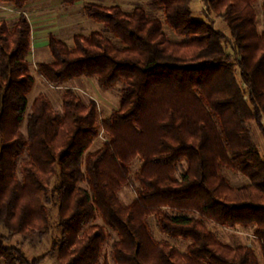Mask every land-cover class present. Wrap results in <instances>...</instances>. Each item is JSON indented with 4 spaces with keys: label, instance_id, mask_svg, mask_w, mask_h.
<instances>
[{
    "label": "trees",
    "instance_id": "16d2710c",
    "mask_svg": "<svg viewBox=\"0 0 264 264\" xmlns=\"http://www.w3.org/2000/svg\"><path fill=\"white\" fill-rule=\"evenodd\" d=\"M191 1L147 0L163 9L180 40L168 38L162 22L140 6L126 12L93 1L83 13L101 30L74 35L71 46L49 34L51 60L38 64L49 84L87 77L105 89L120 86L119 107L100 120L96 102L85 103L71 88L62 93L60 112L43 94L26 111L34 85L26 58L30 23L23 13L12 26L0 19V229L7 232L0 233V264L43 260L46 254L28 258L8 240L48 233V206L58 213L60 236L49 252L56 249L60 264H98L105 227L117 235L114 264H260L251 247L222 244L204 224L253 226L264 256V155L247 126L256 124L264 136L259 0H203L228 35L195 18ZM0 2L20 8L27 0ZM100 130L109 139L90 151ZM135 158L142 162L136 199L124 206L116 192ZM222 167L249 182L231 186ZM149 216L161 233L189 239L186 251L156 241ZM96 217L102 224L92 223Z\"/></svg>",
    "mask_w": 264,
    "mask_h": 264
},
{
    "label": "rangeland",
    "instance_id": "374dc122",
    "mask_svg": "<svg viewBox=\"0 0 264 264\" xmlns=\"http://www.w3.org/2000/svg\"><path fill=\"white\" fill-rule=\"evenodd\" d=\"M88 1L97 2L102 5H119L126 12H131L134 7L140 6L145 9L149 16L155 17L162 22V30L168 38L171 40H180L173 33L172 29L165 25L163 9L150 8L147 0H78L71 5L62 3V0H27L25 5L20 8L15 7L11 3L0 2V19L4 20L9 26H12L19 14L23 13L26 15L31 27V49L26 58L29 63L30 73L34 79V85L26 96L27 112L29 111L32 100L38 94L45 95L51 102L52 107L60 112L62 93L66 88H71L85 103H88L91 99L94 100L97 104L99 120L107 117L112 110L119 107V85L111 89H105L100 87L94 78L79 77L54 86L44 80L38 70L39 63L51 60V54L48 48L49 34L56 35L68 46H71L74 35H89L91 32L102 29L103 25L101 23L93 21L84 15L82 8ZM190 8L195 18L206 19L216 29L228 35L224 21L219 16H215L207 11L203 0H192ZM254 9L256 14V27L258 32H261L264 29V8L261 6V0L255 4ZM230 47L227 44L226 50L232 53ZM247 126L256 149L261 155H264V136H262L256 124L250 123ZM21 130L25 132L24 123L21 126ZM108 139V135L100 130L89 150L95 151ZM141 164L142 162L139 158H135L130 162L128 165L129 181L123 184L116 192L117 198L124 206L130 205L136 199L135 190L138 186L136 174ZM185 168L186 164L184 162L179 164L175 176L179 178ZM221 172L231 186H241L249 182L239 171L222 167ZM54 183L55 179L53 178L52 186ZM80 185L85 187L84 183H80ZM48 207H50V228L48 233L43 236L37 234L25 236L15 234L10 236L8 242L9 244L19 246L28 258H37L46 254L39 264H60L56 249L49 252L52 241L58 239L60 236V229L57 226L58 213L55 206ZM92 223L102 224L98 217ZM146 223L151 235L156 241H166L175 246L179 251H186L187 246L190 244L189 239L172 238L161 233L154 216H149L146 219ZM204 224L220 243L233 248L247 245L252 248L259 263L264 264V256H262L260 242L253 235V226L236 225L234 227H225L207 221H204ZM105 230L107 237L101 244L98 264H114L110 252L112 243L117 240V235L108 227H105ZM0 233L6 235L7 232L0 229Z\"/></svg>",
    "mask_w": 264,
    "mask_h": 264
}]
</instances>
